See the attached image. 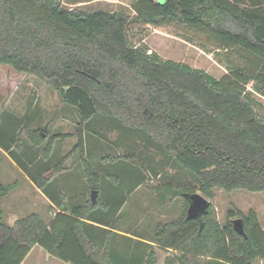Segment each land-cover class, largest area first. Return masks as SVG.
I'll use <instances>...</instances> for the list:
<instances>
[{
    "label": "trees",
    "instance_id": "1",
    "mask_svg": "<svg viewBox=\"0 0 264 264\" xmlns=\"http://www.w3.org/2000/svg\"><path fill=\"white\" fill-rule=\"evenodd\" d=\"M132 7V21L180 25L234 51L242 63L216 78L136 45L125 11L69 8L62 0H0V64L35 76L74 111L77 142L59 164L78 152L90 190L100 191L105 178L119 184L123 174L114 170L129 174L131 167L160 206L183 199L179 217L155 224L152 240L159 247L177 250L184 264L264 261V227L254 210L246 215L233 208L221 224L211 204L201 219H188L186 196L199 191L213 199L215 188L264 192V114L247 89L252 84L264 95V0H134ZM30 106L21 118L0 112V146L24 168V160L31 161V178L43 188L50 170L43 161L55 139L72 134L33 127L37 111ZM107 132L116 133L114 152L97 160L100 171L87 141H105ZM28 143L33 149L26 153ZM14 186L0 183V203ZM117 210L99 195L96 203L88 198L73 204L70 214L57 213L50 224L32 212L9 225L0 205V264H21L35 245L67 264H116L111 228ZM237 217L246 235L234 229ZM130 260L120 264H156L155 246Z\"/></svg>",
    "mask_w": 264,
    "mask_h": 264
},
{
    "label": "rangeland",
    "instance_id": "2",
    "mask_svg": "<svg viewBox=\"0 0 264 264\" xmlns=\"http://www.w3.org/2000/svg\"><path fill=\"white\" fill-rule=\"evenodd\" d=\"M75 1L62 0V3L65 7L69 8H100L125 11L131 20L128 25L129 38H132L136 45H145L150 52L157 53L163 59L176 60L194 68L205 70L216 78H221L229 73L231 66L235 65V63H242V59L234 51L219 48L215 42L208 41L204 35L194 33L180 25L155 26L132 21L135 16V11L132 7L134 0H82L83 2L81 3H74ZM247 89L260 102L262 106L260 113L264 114V95L255 92L252 84H249ZM28 106L32 110L34 109L33 112L37 111V115L32 123L33 127L42 126L46 127L49 133L62 132L70 133L73 136V138L68 137L65 140H61L59 147L56 144L49 159H60L65 154L71 152L77 142L75 128L78 118L74 111L67 108L58 94L35 76L18 73L10 66L0 64V112L2 110H9L21 118V116L27 113ZM115 135V132H107V137L105 141L102 140L99 148L92 150L88 147L89 150H92L91 161L95 165L100 162H97V160H99L101 154L114 150V145L111 142L115 139ZM3 158V155L0 153V160L2 162ZM70 159L74 162L78 161L82 163L78 152L70 155ZM98 169L96 167V170ZM123 169L125 172L126 168ZM169 171L171 173L175 172L173 169H169ZM6 173L12 177L14 176L13 178H23L18 172L9 171ZM1 181L6 183L13 180L10 178L3 179L0 176ZM21 188L20 190L11 191L1 200L0 205L3 209L4 220L9 224L32 212H42L41 200L35 189L27 187L26 195L20 196L21 193L18 192H23L25 183H22ZM214 193V198L208 199L211 201L217 219L221 224H225L229 220V212L233 208H237L242 214L246 215L250 210H254L258 215L261 225L264 227V192H250L242 189L228 192L221 188H215ZM176 202H181L182 207V199ZM181 207L178 210L179 212H177L176 206H173V209L168 211L164 219L171 220L179 216L182 211ZM125 249L127 248L115 249L116 254L114 255L116 260L113 258L114 263L120 264L126 258L123 252ZM128 249H133L132 251H134L135 248ZM50 256L40 245H35L28 254L26 262L29 264H55L52 260H59L56 257H51L53 258L52 260H47ZM138 263V260H134L133 262V264ZM165 263L167 264V260H165ZM170 264L176 263L173 260ZM254 264H264V261L257 259Z\"/></svg>",
    "mask_w": 264,
    "mask_h": 264
},
{
    "label": "crops",
    "instance_id": "3",
    "mask_svg": "<svg viewBox=\"0 0 264 264\" xmlns=\"http://www.w3.org/2000/svg\"><path fill=\"white\" fill-rule=\"evenodd\" d=\"M10 113L17 115L16 113L11 111ZM57 133L60 132H54L50 134H57ZM70 138H73V136H70ZM102 140L103 139L101 138L91 136L88 138L89 142L87 141L88 147L96 150V148H99L101 146ZM60 142L61 139L59 138L55 139V145L57 144L58 147L61 145ZM32 149L33 146L31 143L25 144L26 153L31 152ZM0 153L4 157L3 162L0 160V176L3 179L10 178L13 180L12 182H6V183L1 181L0 183L15 184L13 190L22 189L21 188L22 183H25V188L23 189V192H18L21 193L20 196L26 195L27 187L28 188L33 187L37 192V194H39L38 196L40 197L41 200L42 212H37V213H39L48 224H50L53 221L57 213L63 212L66 214H70L73 204L83 205L86 203L88 198H91L92 190H90L89 187L90 184L84 174L83 164L78 161L77 162L72 161L70 157L63 163L62 166H60L59 164V159H54V160L46 159V161L44 160L43 167L50 170H48L47 173L48 181L45 187L39 188L34 183L30 175L29 169L32 170L31 161H29L28 159L24 160V162L27 165V167L24 168L21 165H19V163L15 159H13L10 156L9 152L6 149H4L1 146H0ZM101 155L99 157V160L101 158ZM92 165L95 169L96 167H98V165L96 166L94 162H92ZM113 169L114 168H112V170ZM9 171L18 172L23 176V178L21 177L19 179L13 178L14 176L12 177L11 175H8L6 173ZM114 171L123 174V176H120L121 181H119V184L115 185L110 180L105 178L104 180H102L101 190L98 191V195H97V196L101 195V197L105 200V202H109L110 206L113 209L118 208L116 215H119V221L117 223L116 228L114 229L111 228V230L115 232L114 235H112V240H113L111 243L112 255L114 256V254H116L115 252L116 248H127L125 249L126 251L125 250L123 251L124 255L126 256L125 260L131 261L130 259L131 257H134V255H136L141 259L144 256H146L147 252L150 249V246L153 245L155 246L158 255V261L156 264H166L165 260H167V264H170V262L173 260L176 264H184L181 261L180 255L177 250L174 249L167 250L161 248L152 240L153 229L155 224L159 221H169L170 219H164V218L167 216L168 211L173 209V206H176V211L179 212L178 210L181 207L180 204L181 202H176V201H179V199L182 198L177 199L174 202L175 204H173L172 206L162 207L158 204L156 198L146 190L145 185L143 183H139L140 181L138 176L133 175L135 171L133 168L127 167L128 172L132 173L133 171L132 174L130 173L128 174L126 171L122 173L121 169L119 171L118 170H114ZM183 206H184V201L182 202V207H181L182 211H183ZM103 208L107 209V207H103ZM16 221H14L11 224L9 223L8 224L13 225ZM86 221L91 224H95L97 226H102L104 228L110 229L109 226L98 223L97 221L88 220V219ZM128 248H135V249L134 251H132L133 249H128ZM27 256L21 264H29L26 262ZM51 257L54 256L51 255L49 258H47V260L49 259L52 260L53 258ZM60 260L61 259L59 260L53 259L52 261H54L55 264H67L65 261L62 260L60 261Z\"/></svg>",
    "mask_w": 264,
    "mask_h": 264
},
{
    "label": "water",
    "instance_id": "4",
    "mask_svg": "<svg viewBox=\"0 0 264 264\" xmlns=\"http://www.w3.org/2000/svg\"><path fill=\"white\" fill-rule=\"evenodd\" d=\"M98 192L93 190L91 192V201L92 203L97 202ZM189 198V206L187 210L188 219H201L203 215L207 214L211 201L205 197L201 192H194L186 195ZM234 229L243 235H246L244 221L241 217L233 219Z\"/></svg>",
    "mask_w": 264,
    "mask_h": 264
}]
</instances>
